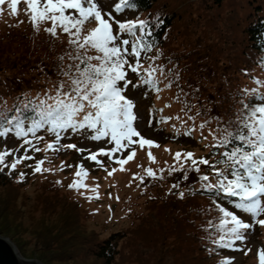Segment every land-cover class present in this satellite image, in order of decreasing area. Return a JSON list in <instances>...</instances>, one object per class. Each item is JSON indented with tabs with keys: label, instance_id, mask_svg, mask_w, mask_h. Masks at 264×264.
I'll return each instance as SVG.
<instances>
[{
	"label": "snow or ice",
	"instance_id": "6c2138e0",
	"mask_svg": "<svg viewBox=\"0 0 264 264\" xmlns=\"http://www.w3.org/2000/svg\"><path fill=\"white\" fill-rule=\"evenodd\" d=\"M5 3L13 16L19 14L18 5L23 3L26 6L25 15L34 31L39 32L42 24H49L43 30L50 36L59 38L66 34L69 50L58 58L61 61L57 72L59 79L51 90L38 93L35 98L18 97L11 108H0V138L13 135L22 139L21 148L24 151L23 155L17 156L15 153L20 151L19 148L0 150V171L4 168L15 170L22 161L33 160L27 154L30 149L24 147L32 144L26 137L31 134L36 140H41L42 137L36 136V133L46 126L47 131L54 133V142L48 143L46 150L55 152L63 148L75 149L78 153L87 152L83 159L94 162L107 172V177L126 170L125 165L137 154L133 145H138L141 150L147 149L149 162L155 163L151 149L160 145L142 136L135 126L139 117L134 111L135 102L126 92L131 85L133 89L146 87L159 93L161 77L168 81L165 88L178 81L179 73L173 76V69L156 63L162 56L161 52L148 55L157 45L155 31L164 24V20L159 15L154 21L139 16L123 21L116 19L113 13L119 15L126 10H136V0H117L112 11H105L99 0H0V5ZM93 21L95 26L86 28ZM261 50L264 51V47ZM65 59L68 60L67 64L63 63ZM145 61L148 63L145 64ZM258 63L264 68V58ZM242 71L248 75L247 69ZM130 73L136 75L137 83L134 84L129 78ZM170 76L172 79H168ZM252 79L256 87L244 88L237 93L240 107L234 117L227 121L219 116H210L197 126L196 117L202 113L197 111L195 115H189L191 107L186 101L181 109L186 120L177 115L160 116L156 121L164 124L173 119L179 120L184 131L180 133V129L173 125L174 131L186 137H191L194 131L200 132L202 141H207L211 136V142L205 144L209 149L208 157L196 158L190 151H178L173 155L174 164L167 169L144 167V175H132V180L138 181L137 187H140L148 179H163L162 173L166 170L169 176L181 173L185 181L190 179V171L197 173L196 180L201 182L200 193L209 195L214 205V209L210 210L218 214L215 222L208 221L206 229L207 239L212 244L207 249L210 253L227 249L243 251L247 256L251 252L250 248L246 249L248 235L255 226L264 227V218H259L264 216V81ZM175 99L179 100V95ZM154 111L162 112L163 109ZM188 121L193 123L190 125ZM213 121L216 122L215 128L210 127ZM152 123L153 113L150 112L149 126ZM206 127L209 128L208 136L203 134ZM65 130L81 134L93 142L105 141L106 144L96 151L78 148L71 143L57 147ZM31 150L40 151L34 146ZM165 151L171 150L165 148ZM10 156L12 162L9 165L6 159ZM99 157H107L118 167L109 170ZM44 163V160H38L30 165L33 173L51 171L43 167ZM186 164L189 167L186 168ZM201 166H207L208 171L202 170ZM65 167L73 165L61 162L59 170L63 171ZM74 167L77 170L68 188L77 191L84 189L81 195L91 191L95 195H86L85 198L99 199V185L89 188L85 183L89 171L83 162ZM24 175L21 173L20 178L23 179ZM179 187V181L171 185V189ZM189 191L195 194L191 189ZM184 197L185 192H180L179 198ZM116 199L119 200V197ZM220 201L231 206V210ZM237 210L250 219H243ZM257 259L258 264H264V248L257 250ZM219 264H233V258H223Z\"/></svg>",
	"mask_w": 264,
	"mask_h": 264
},
{
	"label": "rangeland",
	"instance_id": "374dc122",
	"mask_svg": "<svg viewBox=\"0 0 264 264\" xmlns=\"http://www.w3.org/2000/svg\"><path fill=\"white\" fill-rule=\"evenodd\" d=\"M162 1L168 2L169 11H174L175 14L178 13L181 18L176 20L174 28L169 32L168 39H165L163 47L157 48L148 55L154 56L157 51L164 53V56H161L160 59L156 61V63L162 64L164 59H168L165 54L168 53L173 56V61L180 63L184 59L182 56L187 54L191 50L190 48L196 47L206 50V54L214 58V62L218 65L217 67L221 70V73H219L220 78L218 79L217 86L208 89L206 94L203 93L202 114L205 120L210 116H219L224 120V103H222V95H224V72L233 79V82L238 81L241 85L238 90L236 89V95L241 89L256 87V84H253L252 80L249 79V73L243 76L237 71L243 58L239 56V60H235L236 45L234 43L239 41V39L241 40L242 35L240 29H242L241 27L251 18L249 15L250 13H254V6L258 3H264V0H222L220 3H217V5L215 4L216 0ZM116 2L117 0H99L100 5L105 11H112L113 5ZM25 7L23 3L18 5L19 14L13 16L10 14L11 10L7 7V3L0 5V8L3 9V12L0 13V30L7 28L9 25H13L22 26L13 30L14 33H29L28 30L23 27L27 26L25 24L28 22V17L25 15ZM113 15L116 16V19L122 21L136 18L134 17L135 11L129 10L119 15L113 13ZM144 16L146 17L145 13L141 17L145 19ZM19 21H23V23H19ZM41 26L45 28L50 25L42 24ZM94 26L95 23L93 21L92 23H88L86 28L90 29ZM59 39H68V37L66 34H63L59 36ZM47 41L50 42L45 35L40 36V43H46ZM218 47L220 48L219 50H217ZM180 53L182 56H179ZM216 53L218 54L215 55ZM215 57L217 61H215ZM58 58H48L50 65L48 71H50V73H46L44 69L39 70L41 72L40 78L44 80L39 82L38 85L54 84L58 81L59 77L57 76V72L59 67L55 70L53 67L55 61L60 63ZM227 59H231V62H224V60L226 61ZM196 62L198 64L204 63L202 60H197ZM147 63L148 61H145V64ZM253 69L255 70L256 76L258 75V79L264 81V71L258 69V66H254ZM210 72V69H208L204 72V75H211ZM47 75H49V77H46ZM129 78L132 79L134 84L137 83L135 74L130 73ZM165 81L166 80H163V77H161V91L159 93L154 91L148 92L146 87L133 89L131 85L126 92V95L135 102L134 111L139 117L135 122V126L142 136L152 139L160 145L158 148L151 149L156 159L155 163L149 162L147 149L141 150L138 145H133L132 147L135 148L137 154L132 161L125 165L126 170L123 172L117 171L112 177H107L106 171L96 166L94 162L83 159L84 156L88 155L87 152L78 153L75 149L63 148L55 152L46 150V145L51 143L48 140H54V133L47 131V126L36 133V136L42 137L41 140H36L31 134L26 137L28 140L32 141V144L24 145V147L30 149L27 154L34 159L22 161L15 169L17 173L21 171V173L25 174L23 177V180L26 182L24 187L15 189L10 187L3 188L0 186V212L2 213L0 216V233L9 235L25 258L47 264H105L102 260L90 255L84 246H72L74 237H76L75 235L79 234L77 227H74V232H66L67 230L65 228L64 235H62V231H60V236H56L57 230L54 227L62 226L57 225V223H53L54 225L48 224L46 220H43V222L39 220L41 214L39 207L42 206L45 197L48 196V194L44 192L48 191L38 186L42 181V177L34 175L30 165H34L38 160H44L45 163L43 167L54 169L56 172L53 177H59L64 185L69 181H73L74 173L77 170L74 166L80 162H83L85 168L89 171V175L85 179V183L89 188L94 187L96 184L99 185V199L92 200L86 199L85 196H94L95 193L87 191L85 195H81V192L85 191L84 189H80L78 192L70 189V195L82 199L83 206L85 207L84 209L88 211L89 215L86 219L82 218V221L86 224L85 228L87 231L95 230L97 232L94 233V238L95 235H97L99 239H103L107 237L109 233L117 229L137 232V234H135L133 232L128 233L127 231L126 236L118 242V254H116L115 259L111 262L112 264H157L156 260L158 259V254L156 250L162 252L161 257L164 260V264H182L178 256L184 252H186L185 259H183L184 264H203V262L208 261L210 258L215 259V257H218L219 260L223 258H233V264H253L254 257L257 255V250L264 248V227L259 225L255 226L247 237L246 249L250 248L251 252L245 256L243 251L225 250V252L219 251L218 254L216 252L210 253L207 250L211 248L210 244H207L206 253H203V251L200 253L198 250H193L188 242L184 244L183 241L173 240L172 234H170L167 239L166 235V241L164 244H161V234L163 232L168 234V227H163L158 218L160 223L156 221L154 225L149 224V221H141L148 216L149 212L151 215L154 214L153 208L150 206L151 203L155 201L148 202L147 200L154 194L161 196L165 194L160 189L159 185L161 184L159 183V179H148L145 181L144 185L137 187L138 181L132 180L133 173L144 175V167H152L154 170L161 168L167 169L174 164L173 155L178 151H190L194 153V155L195 153L202 154L208 153L209 151V149L205 147L206 141L201 140L199 131H194L191 137H186L174 131L173 125L180 129V133L184 131L179 120L173 119L164 124H158L156 122L160 116L175 117L179 115L183 119H187L184 112L181 111V109L184 108L182 95L177 92L173 83L170 88H165ZM183 82L190 88L194 84V76H191L188 82L185 80ZM6 83V87L12 86L13 88L23 90L18 87L21 85L19 82L14 83L11 79H8ZM0 89L2 90V86H0ZM227 89H235V87L228 81L225 91ZM177 95H179V100L175 99ZM192 99L195 101L197 97H193ZM165 105L170 106L165 107ZM189 106L191 107V112L188 114L194 115V108H199V106L195 104ZM159 109H163V111H154ZM150 112L153 113V123L151 126H149ZM188 123L191 125L193 122L188 121ZM195 124L198 126L197 120H195ZM210 127L215 128L216 122L213 121ZM208 132L209 128L206 127L203 130V134L208 136ZM208 140L211 141L212 137L208 136ZM22 143V139L15 138L13 135H8L4 138H0V150L5 148H19L20 151L16 152L15 155H23L24 151L23 148H21ZM69 143L77 145L78 148H86L91 151H96L106 144L105 141L93 142L86 139L81 134H74L70 130H65L57 147ZM33 146L39 148L40 151L31 150ZM165 148L171 151L166 152ZM124 155H127V153H124ZM99 159L104 161V165L109 170L113 167H118L111 163L107 157H99ZM11 162L12 157L10 156L6 159V163L10 165ZM61 162H64L66 165H73V167H65L64 170L61 171L59 170ZM138 165L142 167L138 168ZM186 166L187 164L185 167ZM162 175L163 177L167 176L168 171H164ZM189 176V180L185 181L182 179L180 184H188V181L194 178L191 172ZM163 183L167 182L163 181L162 184ZM167 185V189H171L172 184L167 183ZM61 191V193L64 194L65 190L63 186ZM109 193H111V198H109ZM116 197H119V200H117ZM210 209H213V207L209 203L202 201L200 206L202 215L213 212L215 213L213 219H215L218 214ZM61 213L63 218L62 221L61 218H58L60 223L63 222L66 216L69 219L72 218L71 214L66 215L63 214L64 212ZM109 217H111V219H109ZM243 217L247 220L250 219L249 216ZM259 218H264V216ZM54 220L57 219L54 218L51 221ZM45 237H53L57 242L55 244L49 242L43 245L42 241ZM135 239H137V242H135ZM155 239H158V241ZM154 240L156 241L155 243L153 242ZM191 251L197 253L200 261L193 256ZM163 252L165 253L163 254Z\"/></svg>",
	"mask_w": 264,
	"mask_h": 264
},
{
	"label": "trees",
	"instance_id": "16d2710c",
	"mask_svg": "<svg viewBox=\"0 0 264 264\" xmlns=\"http://www.w3.org/2000/svg\"><path fill=\"white\" fill-rule=\"evenodd\" d=\"M222 0H216L215 4L220 3ZM137 9L129 10L135 11L134 17L141 16L145 13V19H149L154 21L155 18L159 15L164 20V24L161 25L155 31V37L157 39V45L152 49V53L157 48L163 47L165 39H168L169 32L172 28H174V24L176 20L180 19L181 16L174 11H169L168 2H164L162 0H136ZM251 18L249 21L241 27L240 29L242 38L241 40L234 43L236 46L235 60H239V56L243 58V61L240 62V66H238V70L240 74L246 76L243 69H247L249 73V79L253 82V77L257 78L255 74L254 66H258V69L263 70L262 66L258 63L262 58H264V51L261 50L264 47V3H258L254 6V13H250ZM23 26L28 30L29 33H21L16 34L13 30L20 28L22 26H13L9 25L7 28L0 30V86H2V90L0 89V108L8 107L11 108L15 102H17L18 97H30L35 98L38 93L43 94L47 90H51L53 84L48 85H38L44 79L40 78V71L44 69L46 73H50L48 69H50L48 58H58L59 54L63 55L66 51L69 50V45L67 43L68 39L60 40L59 38H54L44 32V28L40 26V31H34L32 25L27 22ZM45 35L50 42L40 43V36ZM62 41V42H61ZM52 43V44H51ZM51 44L50 46H48ZM48 46V47H47ZM191 50L184 54L181 53L179 56H182L184 59L180 63H176L172 60L173 56L165 53L168 59H164L162 64L166 69H173V76L176 73H179L178 81L173 82L174 86L177 89V92L182 95L183 102H187L188 105H197L199 108H194V115L197 111L202 113L203 107V93L206 94V91L210 88L217 86L218 79L220 78L219 73L221 70L217 67L218 65L214 62V58L211 55L206 54V50H202L200 48L192 47ZM220 48L218 47L217 50ZM186 50V49H185ZM216 53L215 55H217ZM58 56V57H57ZM164 56V53H162ZM258 56V57H257ZM181 58V57H180ZM202 60L204 63L198 64L196 61ZM171 61V63H169ZM215 61L217 58L215 57ZM58 61L54 62V70L57 67H60V63ZM224 62H231V59H227ZM64 64L68 63V60L65 59ZM58 64V65H57ZM210 69L211 75H204ZM259 70V71H260ZM44 76V75H43ZM194 76V84L190 88H188L184 84V80L188 82V80ZM46 77H49L47 75ZM11 79L14 83L19 82L21 85L18 86L23 90L18 88H13L12 86H7L6 81ZM168 79H172L170 76ZM164 80V78H163ZM231 83L235 89H226L227 83ZM168 81L166 80L165 83ZM24 87V88H23ZM161 88V86L159 85ZM241 87L238 81L233 82V79L228 76L226 72H224V95H222V103H224V121H227L234 117V113L239 109L240 105L237 102V95L235 93L236 89ZM182 90V91H181ZM150 92L151 90H147ZM193 97H197L195 101H193ZM193 109V108H192ZM198 125L202 120H205L203 114L196 117ZM193 136V134H192ZM210 140H207L206 143H210ZM208 157V153L196 154L195 157ZM189 165L186 166V168ZM202 170L205 172L208 171L207 166H201ZM56 171L51 169L49 172L43 173H35L34 175L42 177V181L38 184L40 188L45 191V194L48 196L45 197V200L42 203V206L39 207L41 222L46 220V223L52 224L57 223V225L62 227H54L56 228V236H60L59 234L62 231V235L66 232H74V227H77L79 230V234L75 235L74 242L72 246L81 245L86 248V251L90 253L94 258L100 259L105 264H112L113 260L118 254L117 244L118 242L126 236V232L123 229H117L103 239H99L95 230L87 231L86 224L82 221L86 219L88 214L87 209H84L83 201L77 196H71L70 189L68 185L71 183L70 181L64 185L62 184L61 179L59 177H53ZM191 172V171H190ZM189 172V175H190ZM194 178L187 183H181L179 188L175 189H167V183L173 184L177 181L181 182L182 174L175 173L171 176L169 174L164 176L163 179H159V183L161 185L160 189L164 192L165 195L162 194H154L147 201H155L151 203V208H153L154 214L151 215L150 212L146 218H143L141 221H149V224H155L158 219L161 221L163 227L167 226L169 229L168 234L163 232L161 234L160 242L161 244L166 241L170 234L173 235V240L183 241L184 244L188 242L193 250H198L200 253H206L207 244H212L208 241V231L207 225L209 220L215 219V213L208 212L204 215L200 212V206L202 201L209 203L213 209L214 205L212 204L211 199L208 194L200 193V183L196 180L197 173L191 172ZM21 171H10L8 168H4L3 171H0V186L20 189V187H24L26 183L23 179L20 178ZM210 174V173H209ZM56 181H60L61 183L57 184ZM167 182L163 183L162 182ZM61 186V187H60ZM62 186L64 187V194L61 192ZM60 188V189H59ZM191 189L195 194L189 191ZM77 191V190H75ZM185 192V197L183 199L179 198L180 192ZM78 192V191H77ZM58 196V198H57ZM12 201V199H11ZM220 203L225 204L224 201H220ZM225 206H228L225 204ZM231 210V206H228ZM56 209V210H55ZM58 209V211H57ZM63 214L72 215V218H68L67 216L63 219V222L60 223L58 218H63ZM90 212V210H89ZM214 212H216L214 210ZM91 213V212H90ZM0 212V216H1ZM237 214L241 215L242 218L246 214H242L237 210ZM56 216V217H55ZM56 218L57 220L51 221ZM158 218V219H157ZM84 226V227H83ZM137 234L135 231H128ZM143 234V233H138ZM147 235V234H144ZM55 237V236H53ZM53 237H45L42 241V244H48L49 242H53L54 244L57 242ZM137 238V237H136ZM158 241V239H155ZM153 241L154 243L156 241ZM164 240V241H163ZM137 242V239H135ZM206 243V244H205ZM226 249H221L219 251H224ZM193 256L200 261L195 251H191ZM218 252H216L218 254ZM158 259L156 260L157 264H164V260L162 259L161 251H157ZM165 252H163L164 254ZM202 255V254H201ZM186 252L181 253L178 256V259L181 260V263L184 264L183 259H185ZM193 257V258H194ZM204 258V257H203ZM211 259V260H210ZM208 261L203 262V264H219L218 257L215 259L210 258ZM253 264H258L257 255H255Z\"/></svg>",
	"mask_w": 264,
	"mask_h": 264
},
{
	"label": "water",
	"instance_id": "95a60500",
	"mask_svg": "<svg viewBox=\"0 0 264 264\" xmlns=\"http://www.w3.org/2000/svg\"><path fill=\"white\" fill-rule=\"evenodd\" d=\"M0 264H47L33 259H27L10 238L0 233Z\"/></svg>",
	"mask_w": 264,
	"mask_h": 264
}]
</instances>
